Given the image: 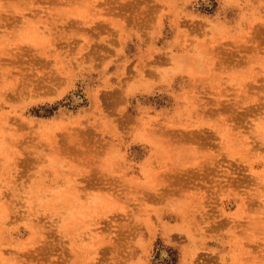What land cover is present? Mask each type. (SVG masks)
<instances>
[{
  "label": "rangeland",
  "instance_id": "374dc122",
  "mask_svg": "<svg viewBox=\"0 0 264 264\" xmlns=\"http://www.w3.org/2000/svg\"><path fill=\"white\" fill-rule=\"evenodd\" d=\"M0 264H264V0H0Z\"/></svg>",
  "mask_w": 264,
  "mask_h": 264
}]
</instances>
